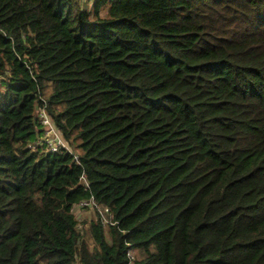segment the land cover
<instances>
[{
	"label": "trees",
	"instance_id": "1",
	"mask_svg": "<svg viewBox=\"0 0 264 264\" xmlns=\"http://www.w3.org/2000/svg\"><path fill=\"white\" fill-rule=\"evenodd\" d=\"M129 250L264 264V0H0V264Z\"/></svg>",
	"mask_w": 264,
	"mask_h": 264
},
{
	"label": "built area",
	"instance_id": "2",
	"mask_svg": "<svg viewBox=\"0 0 264 264\" xmlns=\"http://www.w3.org/2000/svg\"><path fill=\"white\" fill-rule=\"evenodd\" d=\"M39 116L44 124V129L49 138L47 139V143L49 145V149L52 151H56L61 147H68L64 137L62 134L56 129L54 123L52 122L51 117L47 114L45 109H42L39 112ZM75 158H78V154L75 155ZM77 207H88L90 209H98L99 213L101 214L104 223L110 221V218L107 216V211L110 210L109 206H105L104 208L99 206L98 201L95 198L94 194H91L88 198L80 200L77 204ZM75 206V207H76ZM128 255L130 258V264H134V250H129Z\"/></svg>",
	"mask_w": 264,
	"mask_h": 264
},
{
	"label": "rangeland",
	"instance_id": "3",
	"mask_svg": "<svg viewBox=\"0 0 264 264\" xmlns=\"http://www.w3.org/2000/svg\"><path fill=\"white\" fill-rule=\"evenodd\" d=\"M42 137H43L42 139H48L49 138V136L47 135L46 132H43ZM91 210L92 209H90V208L82 209L81 207H77V206L75 207V211L78 214V217H80L81 219H83L87 214H91L92 213Z\"/></svg>",
	"mask_w": 264,
	"mask_h": 264
}]
</instances>
